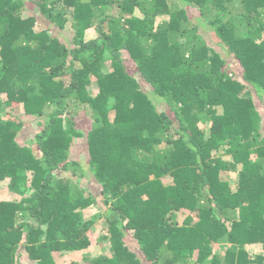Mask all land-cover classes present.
I'll return each instance as SVG.
<instances>
[{"label":"trees","instance_id":"obj_1","mask_svg":"<svg viewBox=\"0 0 264 264\" xmlns=\"http://www.w3.org/2000/svg\"><path fill=\"white\" fill-rule=\"evenodd\" d=\"M31 1L55 26L72 21L75 34L68 45L36 29L39 15H23L26 0H0V181L22 197L0 198V264H19L25 252L57 264L54 252L90 245L92 221L79 210L98 200L56 174L84 136L73 114L82 105L92 111L89 166L103 185L113 250L86 264H264V252L245 249H264V0L172 1L197 7L202 23L170 10L169 0ZM165 13L169 22L157 29ZM210 27L241 61L240 77L203 36ZM90 28L97 37L86 40ZM125 51L151 91L129 72ZM16 104L28 115L48 112L36 134L40 153L18 141L24 122L4 112ZM131 230L142 255L124 240ZM222 240L233 245L224 260L214 252Z\"/></svg>","mask_w":264,"mask_h":264},{"label":"rangeland","instance_id":"obj_2","mask_svg":"<svg viewBox=\"0 0 264 264\" xmlns=\"http://www.w3.org/2000/svg\"><path fill=\"white\" fill-rule=\"evenodd\" d=\"M174 0H169V3L174 6L169 8L170 10H173L174 8H183L185 10V14L187 17H190L194 23H202L207 22V19L203 18L199 20L198 17L201 16L200 10L195 6H184L175 4V2H172ZM176 5V6H175ZM39 15V24H37L36 29L41 30L43 28H49L51 33L53 35L58 36L63 42L67 43L68 45H71L72 39L74 37L75 31L74 27L72 26V21L68 22L65 27L60 28L58 26H55L54 23H52L48 18H46L43 14L40 13L39 9L37 8L36 4L32 2L31 0H26L25 6L23 9V15L29 16L31 14ZM170 14H159L156 17L155 25L156 28H163L167 25V22H169ZM201 32L204 36V31L206 36L207 42L210 44V46H213L217 51H219L222 56L226 60L225 64V70L227 72H235L239 77L241 75L242 66L241 61L236 59L233 55L228 54L226 48L222 44V41L219 39V37H216V34H212L211 27H210V33L211 35H208L206 33V28H203ZM206 29V30H205ZM97 37V31L94 28H90L85 33V39H94ZM184 43L186 40L183 41ZM73 46V45H71ZM123 57L125 59V62L127 66L129 67L128 70L131 74H133L142 87L146 91H151V87L148 86L146 81L143 79L141 75L137 73L136 66L132 58L130 57V54L128 52L123 53ZM108 69V68H107ZM95 80V79H94ZM92 90H94V94L97 92L98 87L96 82H94V85L91 87ZM152 97L155 98V101L157 102V106L159 110L163 111L167 107V103L164 99L158 98L159 96L152 94ZM159 100H158V99ZM0 100L5 101L6 100V94L0 93ZM257 105L258 108L262 114L263 118V127L261 129V135L264 138V97L262 100L257 99ZM2 111V110H1ZM4 112L8 113V116H11L13 118H17L24 122V126L18 136V141L22 145H28L31 146L35 153H40L37 149V143H36V134L43 130L44 128V118H47L48 112L46 111L42 116H32L28 115L25 112V109L23 108V105L16 104L14 105V109H7V107L4 109ZM92 111L89 109L85 110V107L78 106L75 108V120L77 123L78 129L84 133V136L81 138H75L70 151H69V165L67 170L57 171V177L59 179H70L71 183L73 184L75 188L76 193L82 192L85 195H92L93 197L97 198V203L94 205H91L85 209L81 208L80 214L82 221L90 220L92 221V226L88 230V235L90 237L91 243L90 245L82 250V251H61V252H54V257L56 259L57 264H86V259L89 257H96L99 255H113L112 250V243L110 239H108L107 235H109L108 227L106 224L105 219L100 215L101 210L105 209L107 207L104 204V196L102 194L103 185L95 178L93 172L90 169L89 166V152L87 148V134L94 126V121L91 115ZM6 116V115H3ZM109 118L111 121L115 118V112L114 109H111L109 111ZM201 128L208 129L211 122L209 119L202 118L196 121ZM227 179L231 181V184L233 187L236 186V176L237 173L232 171L229 173H225ZM31 178V176L29 177ZM30 180V179H29ZM30 182V181H29ZM76 195V194H75ZM0 198L3 200H19L22 197L18 194H15L10 191L9 189V180H2L0 181ZM109 207V205H108ZM183 214L179 216L180 222L183 221ZM231 223V222H229ZM126 244L134 250L138 255H142L140 246L138 245L137 240L133 237V231H128L125 238H124ZM232 244L229 242H226L222 240L221 242H218L214 246V252L217 253L223 260L226 256V251L228 248H232ZM245 249L253 255L264 252L263 244L262 243H255V244H247L245 246ZM19 264H37L35 260L29 258L28 254L25 252L23 255L20 256ZM143 264H151V262L147 259L142 260Z\"/></svg>","mask_w":264,"mask_h":264}]
</instances>
